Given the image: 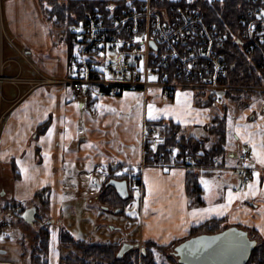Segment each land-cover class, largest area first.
Returning <instances> with one entry per match:
<instances>
[{"label":"crops","instance_id":"obj_1","mask_svg":"<svg viewBox=\"0 0 264 264\" xmlns=\"http://www.w3.org/2000/svg\"><path fill=\"white\" fill-rule=\"evenodd\" d=\"M51 1L4 0L2 5V16L6 32L13 39L15 38L21 54L18 55L15 51H8L7 49L10 48L8 46H5L4 50L8 52V57H13L18 61V67L23 72V76L21 75L23 78L35 79L39 75H46L51 78H64L71 72L70 49H73L74 53L77 50V44H75L76 41L70 44L67 36L60 33V30L67 29V22L66 25H63V23L58 24V27L56 24H52V18L48 14ZM15 71L14 63L9 64L8 73L12 74ZM263 87L264 82L262 85L252 89L255 92H250L236 99H228L239 105V109L234 114L232 108L227 105L224 108V110H227L226 114L231 116L233 124L239 120L242 114L245 116V120L240 121L242 124L253 122L264 124V121L259 119V116H264V90H259L263 89ZM19 89V92H17L13 86L8 84L5 89L3 88L6 98L9 100L13 99L12 103L4 104L3 107H5L6 113L0 125V166L5 163H12L11 174L5 178L8 181L5 186L8 188L12 186V192L6 189L10 193L11 199L6 201L22 204L23 200L30 199L36 194V191L41 189L47 190V193H54L56 196H53L52 199L61 201V196L65 194L66 177L74 178L77 173H81L83 179L88 180L90 177L95 176L96 171L100 167H104V171L98 174L99 176L103 175L105 178L107 173L112 172L118 165H121L123 168L129 169L127 173L131 172L136 175L137 180L135 182L141 187L143 192L142 199L147 193V185L144 182L145 170L149 171L150 177H158L161 190L150 203V205L156 207L160 214L158 220L150 219L153 222V226L159 224L156 233H163L167 238L177 240L187 236L191 228L201 223L213 219H221V229L236 226L248 231V233L250 229H253L264 239V232L261 231V227H264V219H262L260 211V209L264 208V192H258L255 197L233 201L231 207L223 215H217L213 212L205 214L200 219H194L188 215L193 208L209 207L210 204L223 203L229 186L233 188V191L237 190L235 186L239 184V181L234 165L236 154L244 149L249 152L247 164L252 165V167H248L250 180L254 179L252 177L253 171L259 172L261 174V183L258 187L264 189V166H261L253 158L251 145L241 141L234 135H230V133L227 134L230 127L226 114L225 149L228 153L221 164L198 170L201 168L194 164L197 154L195 156H186L188 168L182 164L171 166L170 168L166 167L167 165L164 166L165 164L163 166H154L148 165L150 163L146 161L147 155L142 150L141 139L143 125L146 127L151 122L169 120L180 125L187 135H194L191 130H188L189 127L192 130H206L205 126L211 123L213 117L221 116L213 108L215 105L219 106L218 103L201 106L196 102L198 97L199 99L210 98L205 91H201V93L200 90H196L195 93L188 91L191 93L189 100L192 112L188 118L186 117L189 122L181 123L171 115L164 116L161 114L156 120H150L147 117V105L149 103H155L157 108H162L165 105H175L177 91L170 97L169 101H166L157 93V90H154L149 97L142 95L124 97L125 91L141 93L136 90H125L117 96H112L105 92H96L97 95L93 96L94 89H90L87 95L95 100L96 104L105 105V100L109 101L112 98L114 105L111 106L110 112L106 113L103 108L94 111L89 109L88 103L84 99L86 96H83L84 98L82 97L79 101L73 100L70 84L38 83L28 87L21 85ZM199 93L200 95H198ZM221 94H224V92ZM53 97L54 100L51 99ZM137 99L141 101L139 115H137ZM84 103L85 105L83 106ZM77 104L80 105L79 108L76 107ZM253 104L256 105L255 108L251 107ZM111 109H115V111L113 112ZM196 110L207 111L197 116ZM128 115H131V117ZM61 119L63 123L60 122ZM107 119L108 123H105ZM201 120L203 121L202 123L200 122ZM52 126H54V133L51 146L49 147L47 141L40 142V137L45 136L47 129ZM65 132L67 137L62 140L61 134ZM89 143H91L92 147L86 146ZM62 145H66V148L62 147ZM45 151L50 152L47 168L45 167V157L43 155ZM17 159L26 161L27 164L32 166L29 169L31 178L25 184H21L22 190L20 191L18 190V183L11 185L10 182L11 179L14 180V178L21 176L25 177L24 173L20 171V165L16 163ZM137 160L139 161L137 168H132L128 163V161L136 162ZM171 160L173 159L171 158ZM151 163L155 164L158 162ZM166 164H170V161ZM171 168L184 170L182 178L184 185L183 197L175 183L177 178L170 171H164V169ZM0 169L5 170L2 167ZM117 171L121 173L119 177H126L127 173L122 172V169H117ZM16 173L17 175L15 176ZM187 174L188 176L191 174L196 177L197 184L201 188L199 197L203 202L199 205L190 203L191 197L186 190ZM202 175H207L205 179L220 185V188L213 189V193L208 199L205 198L204 187L200 183V176ZM131 184L133 183L129 181L130 187ZM17 197L19 198L18 200ZM3 206L4 204H0V213L3 215L0 218V223L4 225L0 232L8 226L5 216L15 215L11 212L3 211ZM142 219L148 220L145 215L142 216ZM152 233L153 230H150L144 240H153L154 235ZM49 237L50 232L47 239L48 249ZM20 239H18V242H20ZM155 242L157 243V241ZM19 248L21 249V247ZM20 254L21 252L16 254L18 259H21L20 262H17L11 259L10 253L6 251L5 255L0 254V264H26V255L23 254L24 258L22 259Z\"/></svg>","mask_w":264,"mask_h":264},{"label":"built area","instance_id":"obj_2","mask_svg":"<svg viewBox=\"0 0 264 264\" xmlns=\"http://www.w3.org/2000/svg\"><path fill=\"white\" fill-rule=\"evenodd\" d=\"M120 1L124 5L108 3L104 9L94 6L85 11L79 31H76L78 48L70 55L71 73L68 76L39 75L35 79L22 77L19 81L28 79L32 81L31 85L55 84L53 82L57 81L70 84L74 100H79L88 89L107 90L115 96L123 90H136L145 97L150 89H156L163 98H170L177 89L191 87L205 91L214 103H219L221 93L231 88L221 82L226 70L221 51L229 42L237 43L247 53L257 51L263 60L261 65L264 63V0ZM224 1L235 2L240 25L232 39L206 18L210 4L222 5ZM138 36L140 40L136 39ZM79 56L85 59L81 60ZM81 71L85 75H80ZM106 73L114 78L108 79ZM149 75L157 79L149 80ZM3 80L7 78L0 72V95L1 85L6 83ZM157 138L161 141L154 128L143 133L144 153L153 151L152 145L159 143ZM172 150L168 149L171 157ZM247 159L245 151L236 161L237 178L242 185L250 180ZM156 161L166 164L164 153H160ZM2 227L4 225L0 223V229Z\"/></svg>","mask_w":264,"mask_h":264},{"label":"trees","instance_id":"obj_3","mask_svg":"<svg viewBox=\"0 0 264 264\" xmlns=\"http://www.w3.org/2000/svg\"><path fill=\"white\" fill-rule=\"evenodd\" d=\"M109 3L106 0H52L51 7L49 10L50 18H52V24L76 25L80 26L83 20L84 13L87 9L94 6H98L104 9V5ZM116 4L124 5L120 0L115 1ZM234 1H224L222 5L218 3L210 4L207 7L206 18L214 22L218 28L228 35L229 39L233 34L240 28L239 21L237 19V13L234 9ZM73 14V15H72ZM66 29V28H65ZM61 35H66L70 44L74 41L77 44L78 38L76 32L71 31L68 26L66 30H60ZM226 75L222 78V83H230L234 88L228 89L223 94V99L239 98L248 93L255 92L252 90L255 86H260L264 82V63L258 52L247 53L238 44L233 46L225 47L223 51ZM73 53V49H70V55ZM71 67V64H70ZM72 86V85H71ZM252 87V88H251ZM251 88V89H250ZM104 89V88H101ZM107 93V90H103ZM101 92V91H100ZM201 93V90H200ZM200 93L198 95H200ZM108 94V93H107ZM121 94V93H120ZM119 94V95H120ZM197 103L201 106H209L214 103L211 98L199 99ZM223 111L221 116H215L211 119L206 128V135L197 137L194 135L183 134V129L180 125H177L169 120H160L154 123H148L147 128L158 129L161 133V141L156 145L155 150L150 154H147L146 161L148 163L156 162V158L160 153H164L165 161L168 163L171 158L175 164H182L188 168V161H186L187 155L197 154L195 156L194 164L201 169L209 168L215 164L219 165L227 155L225 149L226 143V118L227 110H224V104H221ZM226 114V115H225ZM43 126V125H42ZM44 128V127H42ZM212 137V145L209 147L205 146L208 139ZM178 149L175 155L171 157L168 153V149ZM185 151H187L185 153ZM199 158V159H198ZM117 169H123L121 165L117 166ZM17 173L15 174V176ZM14 176V175H13ZM130 182L137 180L136 175L133 173H127L125 175ZM191 174L186 175V190L191 197V204H201L203 201L199 197L201 191L200 186ZM105 194L99 193L98 199L104 203H107L111 208H117L120 206L121 210L116 214H123L124 203L119 200L115 195V191L112 188H104ZM42 201H44L42 197ZM46 201V200H45ZM19 203L13 201H5V205L2 207L3 211L11 212L20 206L22 210L26 207L25 205H17ZM122 204V205H119ZM14 214V213H13ZM221 219H213L205 223H201L196 227L191 228L189 236L197 233H215L218 232L222 226L220 223ZM251 238L259 236L255 230H251L248 233ZM48 236L49 231L46 227L40 226L36 233L32 236L31 241H27L24 237L20 239L21 254L20 258H24L23 254L26 255V264H48L47 252H48ZM260 240L257 246L251 251L249 259L246 264H264V239L260 236ZM60 239L63 243L72 242L77 245L80 249V254L75 257H62L59 264H168L166 261H171L170 264H179L171 256H164L163 251L166 246L157 244L154 240H145L144 252L140 254V262L135 258L139 255L137 252H127L122 257H116V251L119 245L118 242H107V243H96L85 240H74V238L64 230L60 231ZM156 253H162L166 258L165 262L158 260Z\"/></svg>","mask_w":264,"mask_h":264},{"label":"rangeland","instance_id":"obj_4","mask_svg":"<svg viewBox=\"0 0 264 264\" xmlns=\"http://www.w3.org/2000/svg\"><path fill=\"white\" fill-rule=\"evenodd\" d=\"M111 4H114L117 0H106ZM4 3V0L1 1V8ZM108 4V3H107ZM1 19L3 24V29L0 30V72L1 76L7 78L6 83H3L1 85V95H0V125L2 123V120L5 116L6 109L4 106L5 103H9L12 100H9L6 98V95L4 93L5 86L11 85L13 86L17 92H19V87L22 85L30 86L32 84L31 80L26 79L25 81H19V78H22L23 76L22 70L20 71L18 67V61L13 57H8V52L5 51V46H8L7 50L10 52H14L16 54H21V50L18 49L17 42L15 38L11 37L6 32L2 11H1ZM68 28L76 32L80 26L76 25H68ZM20 50V51H19ZM2 54V55H1ZM14 63V66L16 68V71L12 74L8 73V65ZM12 77V78H10ZM51 78V77H50ZM60 80V79H58ZM55 84H63L61 81L53 82ZM195 83V82H194ZM256 87V86H255ZM156 90V89H155ZM193 91L194 93L196 90L194 88L188 87L187 89H177V91ZM262 90V89H259ZM152 90L151 92H147L146 95L149 97L153 94ZM262 92V91H261ZM264 92V91H263ZM157 93L160 95V93L157 91ZM19 94V93H18ZM17 94V96H18ZM142 96L145 97V95L142 93ZM86 96V97H85ZM83 97V96H82ZM85 97V98H84ZM84 99L88 103L89 109H92V111L96 110L94 105H96L95 100L91 99L90 96L87 94L84 95ZM143 97V98H144ZM17 98V97H16ZM142 98V99H143ZM90 99V100H89ZM145 99V98H144ZM143 99V100H144ZM166 101H169V97H164ZM195 99V98H194ZM81 100V97L80 99ZM164 101V102H166ZM197 102V98H196ZM12 103V102H11ZM221 104L227 105L228 107L232 108L233 114L239 109L238 103H235L233 101H230L228 99H223L222 102L219 104V106L215 105L213 108L217 110L218 114H222V106ZM85 103L83 104V106ZM105 105L108 106L106 108H103L106 113L110 112V108L112 105V98L108 101L105 100ZM145 105V104H144ZM3 107V108H2ZM145 108V107H144ZM131 117V115H128ZM188 118V117H187ZM229 119V116L227 115V120ZM108 121V119H107ZM143 129H141V132L144 130L145 125L142 126ZM84 130V129H83ZM158 130V129H157ZM188 130L192 131V134L195 136H205L206 131L205 130H192L190 127ZM159 131V130H158ZM131 132V130H129ZM160 132V131H159ZM143 133V132H142ZM142 133H141V139H142ZM230 133V130L227 132V134ZM183 134L187 135L185 131H183ZM200 134V135H198ZM212 137L208 139L207 143H205L206 147H209L212 145ZM226 144V143H225ZM228 153V152H227ZM11 165L12 163H5L0 166V168H4L5 170L0 169V204H4V201L10 200L11 196L9 192H12V186L10 188L6 187V183L8 181L5 179L11 174ZM148 165H154V166H163V164L159 163H150ZM202 170V169H198ZM104 171V167L102 170V167H100L99 170H97L94 177H90V179H83L81 173L76 174V177H66L65 179V194L63 197H65L63 200L61 199L57 201V199L53 200L54 193H49L44 195V199H49L46 205H43L41 203L42 198L40 195L44 193V190L41 189L40 191H36V194H34L30 199L23 200L22 204L26 207L31 206L30 204L37 206L38 209V217L41 218L40 220H33L32 222H26L24 220H20L19 217L16 215H12L9 217L5 216V219L7 221V227L0 232V237H3L0 239V249H4L10 253V258L20 262V260L17 257V253L21 252L22 250L19 248L21 247L20 244L22 242H18V239L21 237H24L27 241L32 240V236L36 233V231L40 228V226L46 227L50 232L49 237V249H48V264H59L61 262L62 257H75L76 255L80 254V249L77 245L73 244L72 242L63 243L60 239V231L64 230L67 231L74 240H85V241H91L96 243H107V242H113V241H120L125 240L126 238H136L137 241H144V239L147 238V233L150 230H153V235L155 241L161 246H166V248L163 250L164 256H171L174 260H176V257L173 255H170V251L172 248V245L168 246V244H178L184 239L189 238L190 236H184L183 238L172 240L171 238H167L166 235L163 233H156L157 229L159 227V224H155L153 226V222L150 220L151 218H154L155 220H158L159 217V211L156 209V207L150 205L147 214L145 213L144 207L142 205V190L141 187L134 181L133 184H131L130 189L128 190L130 192L129 195H131L130 200L127 205L124 207L123 214H116L113 212V208H111L107 203L102 202L99 200L98 195L99 194V184L104 179L107 178H121L116 175L117 167L113 169L112 172L107 173L106 177L101 179V176H99L98 173H102ZM106 172V171H105ZM205 172V171H204ZM201 172V173H204ZM237 174V173H236ZM123 175V174H122ZM121 176V175H120ZM203 176V175H202ZM201 177V176H200ZM205 178L207 177L204 176ZM30 179H26L25 177H18L14 178V180L11 179V185L14 183H18L19 188L18 190H22L21 184H25ZM120 180V179H118ZM135 188L140 189L141 195L137 197L135 195ZM9 189V192L6 190ZM40 192V195L37 194ZM2 194V195H1ZM43 195V194H42ZM19 198L17 197V200ZM128 201V200H127ZM135 201V205L133 206ZM102 204H105L107 208H109V212H107L105 209L102 208ZM126 204V203H124ZM122 205V204H119ZM117 207H120L117 205ZM134 211L136 212V215L133 216L130 213ZM145 215V218L148 219L147 221L142 219V216ZM2 214L0 213V218H2ZM144 222V227H143ZM114 226L119 228L118 230H113ZM111 227V228H110ZM143 227V229H142ZM200 234V233H197ZM196 235V234H195ZM259 236L255 237L257 241L260 240L258 238ZM127 242V241H126ZM129 242V241H128ZM130 243V242H129ZM141 243V242H138ZM259 243V242H258ZM144 246V244L142 243ZM145 253V252H144ZM135 259L140 262V254ZM156 256L160 261L165 262L166 258L162 255V253H156ZM168 264L171 263V261H166Z\"/></svg>","mask_w":264,"mask_h":264},{"label":"snow or ice","instance_id":"obj_5","mask_svg":"<svg viewBox=\"0 0 264 264\" xmlns=\"http://www.w3.org/2000/svg\"><path fill=\"white\" fill-rule=\"evenodd\" d=\"M79 31V29H78ZM137 40H140L141 37H136ZM119 46V43L117 44V47ZM79 55V53H77ZM103 55V53H101ZM79 59L83 60L85 59L83 56H79ZM105 63H108V61H105ZM143 65V61H141V66ZM73 68H75V65H73ZM142 70V67H141ZM75 75V72H73ZM80 75H85L84 71L80 72ZM106 77L108 79H113L110 74L106 73ZM149 80H155L157 79L156 76L149 75L148 76ZM150 92L152 91L151 89L149 90ZM93 96H96L97 93L93 92ZM141 94H137L134 92H124V97H129V96H139ZM191 96L190 92H180L179 90L176 93V104L175 105H165L162 108H157L155 103H149L147 105V117L150 120H156L159 118V116L162 114L164 116H174L176 120H178L181 123H188V119L186 117L191 115L192 109L190 107V100L189 97ZM54 100V97L51 98ZM141 105L140 99H137V115H139V108ZM76 107H80L79 104L76 105ZM108 106L103 105V104H96L95 108L97 109H102L106 108ZM252 108H255L256 105L253 104L251 106ZM50 110V109H49ZM113 112L115 109H111ZM197 111V116H199L202 112H206L207 110H196ZM103 114V113H101ZM259 119L261 121H264V116H259ZM245 120V116L242 114L239 117V120L233 124L231 116H229L228 123L230 127V135H234L235 137H238L241 141L246 142L247 144L251 145V153L253 158L261 165L264 166V124H260L257 122L253 123H240V121ZM63 123V120L61 119L60 121ZM201 123L203 122L202 120L200 121ZM105 123H108L106 121ZM54 133V126L49 127L47 129V133L45 136L40 137V142L43 143L45 141L48 142L49 147L51 146V140L52 136ZM65 137H67V133H62L61 134V139L63 140ZM158 139V138H157ZM158 142L159 139H158ZM87 147H92L91 143L86 145ZM62 147L66 148V145H62ZM153 150H155L156 145H152ZM135 151V149H134ZM173 155H175V152L178 151V149H173ZM244 151H247V149H244ZM45 157V167L47 168L48 163H49V157H50V152L45 151L43 153ZM17 164L20 165V171L24 173L26 179H30L31 176L29 174V169L32 167L31 165L27 164L26 161L17 159L16 161ZM128 163L131 165L132 168H137L139 161L137 160L136 162L128 161ZM247 163V161H245ZM248 167H252L251 164L248 165ZM103 170V167H102ZM129 171L128 168H123L122 172L127 173ZM164 171H170L173 176H175L177 179L175 181L177 188L181 192V196L183 197V181L182 178L184 176V170L183 169H176V168H171V169H164ZM117 176L121 175L120 172L116 173ZM252 177L254 179L250 180L246 185L238 184L235 187L237 188L236 191H233V188L231 186L228 187L226 196L224 197V202L223 203H215V204H210L209 207H201V208H193L188 215L192 216L194 219H200L202 218L205 214L213 213L215 212L217 215H223L228 209L231 207L233 201L240 199H248L251 197H255L258 192H264V189H260L258 185L261 183V174L257 171L252 172ZM103 179V176L101 177ZM144 182L147 185V193L143 196V207L145 210V213L147 214V211L150 207V203L153 201V198L159 193L160 189V181L157 176H151L149 175V171L145 170L144 172ZM200 183L204 187L205 191V198L208 199L212 193L213 189L220 188L219 184L214 183V181H210L205 179L204 176L200 177ZM135 190V195L139 197L141 195L140 189L135 188V185L133 186ZM219 195V193H217ZM65 197L61 196V199L63 200ZM186 202V200H185ZM135 205V201L133 206ZM262 213V219H264V208L260 209ZM131 215L135 216L136 212L132 211L130 213ZM258 227H261L260 225H257ZM261 231L264 232V227H261ZM3 237H0L2 239Z\"/></svg>","mask_w":264,"mask_h":264},{"label":"water","instance_id":"obj_6","mask_svg":"<svg viewBox=\"0 0 264 264\" xmlns=\"http://www.w3.org/2000/svg\"><path fill=\"white\" fill-rule=\"evenodd\" d=\"M106 184L110 185L121 199L128 198L129 191L125 179L111 178ZM118 211L119 209L114 210L115 213ZM34 213V208H28L17 216L26 222H32ZM256 245L257 241L250 239L246 230L230 226L216 233L191 236L176 244L173 250L180 264H246ZM131 248L132 244L123 243L116 252V257H122ZM0 254L5 255L6 251L0 249Z\"/></svg>","mask_w":264,"mask_h":264},{"label":"flooded vegetation","instance_id":"obj_7","mask_svg":"<svg viewBox=\"0 0 264 264\" xmlns=\"http://www.w3.org/2000/svg\"><path fill=\"white\" fill-rule=\"evenodd\" d=\"M109 179H111V178H107V179H104V181H103V185H102V182L100 183V185H99V193H104L105 194V191H104V188H112L110 185H107L106 183H107V181L109 180ZM115 179V178H114ZM117 180L118 179H128V178H126V177H121V178H116ZM128 181V188L130 189V186H129V179L127 180ZM113 189V188H112ZM128 189V190H129ZM37 194H39L40 195V192L39 193H37ZM43 194V195H42ZM40 196L41 197H43V199H44V195L45 194H49V193H47V190H45L44 189V193H42ZM129 194H130V192H129ZM115 195H116V193H115ZM98 196V195H97ZM117 196V195H116ZM131 195H129L128 196V198H126V199H121L120 197H118V199L119 200H121V201H123L122 203H126V204H124V205H127L128 204V202H129V200H130V197ZM98 198V197H97ZM41 199V203L43 204V205H46L47 204V202L49 201V199H44V201H42V198H40ZM46 200V201H45ZM128 200V201H127ZM17 205H20V204H17ZM22 205V204H21ZM31 206H29V207H25L23 210H22V208L20 207V206H17L12 212L15 214V215H17V214H19L20 212H23L25 209H28V208H34V210H35V213H34V220H40L41 221V218L40 217H38V209H37V206H35V205H33L32 206V204H30ZM106 206L105 204H102L101 203V206ZM107 207V206H106ZM115 209H119V211L121 210V208L120 207H117V208H113V212H114V210ZM107 212H109V208L106 210ZM118 211V212H119ZM115 213V212H114ZM117 213V212H116ZM119 228H114L113 230H118ZM127 241V242H126ZM130 242V244H132V248L130 249V250H128L127 252H130V251H133V252H139V253H144V246L142 245V243L145 241H137L136 240V238L134 239V238H131L130 239V237H128V238H126L125 240H120L119 241V245H118V248H117V251H118V249L120 248V246L123 244V243H129ZM114 242V241H113ZM116 242V241H115ZM138 242H141V243H138ZM170 245H172V248H171V251H170V255H173V256H175L174 255V250H173V248H174V246L176 245V244H168V246H170ZM127 252H125L124 254H126ZM123 254V255H124ZM122 255V256H123ZM176 257V256H175ZM176 262H177V257H176V260H175ZM178 263V262H177Z\"/></svg>","mask_w":264,"mask_h":264},{"label":"bare ground","instance_id":"obj_8","mask_svg":"<svg viewBox=\"0 0 264 264\" xmlns=\"http://www.w3.org/2000/svg\"><path fill=\"white\" fill-rule=\"evenodd\" d=\"M2 29H3V24L0 23V30H2ZM235 44H237V43L229 42V46H233V45H235ZM223 57H224V56H223ZM225 75H226V70H225ZM225 75H224V78H225ZM263 78H264V76H263ZM226 84L229 85V86H231V88H234V86L231 85L230 83L227 82ZM231 88H230V89H231ZM251 88H252V87H251ZM251 88H250V89H251ZM254 88H255V87H254ZM254 88H253V89H254Z\"/></svg>","mask_w":264,"mask_h":264}]
</instances>
